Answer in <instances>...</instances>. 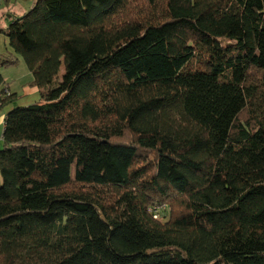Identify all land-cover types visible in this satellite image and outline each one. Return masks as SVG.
Returning <instances> with one entry per match:
<instances>
[{"label": "trees", "instance_id": "1", "mask_svg": "<svg viewBox=\"0 0 264 264\" xmlns=\"http://www.w3.org/2000/svg\"><path fill=\"white\" fill-rule=\"evenodd\" d=\"M0 33L41 94L4 116L0 264H264V0H35Z\"/></svg>", "mask_w": 264, "mask_h": 264}, {"label": "rangeland", "instance_id": "2", "mask_svg": "<svg viewBox=\"0 0 264 264\" xmlns=\"http://www.w3.org/2000/svg\"><path fill=\"white\" fill-rule=\"evenodd\" d=\"M3 34V33H2ZM4 38L6 39V44L4 41ZM2 48V49H1ZM0 49L2 50L3 54H10L14 50L11 48L9 45L7 37L3 34V37H0ZM21 61L18 65H13L10 67L2 68L0 70L2 76L4 77L6 84L10 85L11 92H22V88L25 87L24 84H26L29 80L32 79V74L30 73L26 63L22 59L21 56H19ZM64 73H65V68L63 63H61V69L60 73L57 77V79H63L64 78ZM5 84V85H6ZM5 85L0 88V92L2 89H5ZM20 98L17 100V104H10L4 107L3 109L0 110V122L2 120V117L6 111L10 110L11 108L19 105V106H27L36 102H40L41 99V94L39 92L36 93H21ZM3 128L0 123V149L3 148L4 142L1 136ZM161 217V215H159Z\"/></svg>", "mask_w": 264, "mask_h": 264}, {"label": "crops", "instance_id": "3", "mask_svg": "<svg viewBox=\"0 0 264 264\" xmlns=\"http://www.w3.org/2000/svg\"><path fill=\"white\" fill-rule=\"evenodd\" d=\"M34 2L35 0H0V29H5L6 27H8L10 18L12 17L13 14L14 16L22 15L23 13L27 12L32 7ZM1 36L3 37L2 33H0V37ZM4 41L6 44L5 38H4ZM1 49H0V54H3ZM8 89L11 91L10 85L8 86ZM22 89H23L22 90L23 93H36V92L40 93L39 89L36 87H29L25 85V87H23ZM16 93L19 95L21 94L19 92H16ZM4 116H5V113L0 122L3 130H4Z\"/></svg>", "mask_w": 264, "mask_h": 264}]
</instances>
